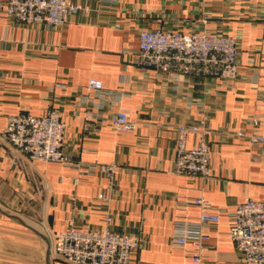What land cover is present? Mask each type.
<instances>
[{
	"label": "crops",
	"instance_id": "crops-1",
	"mask_svg": "<svg viewBox=\"0 0 264 264\" xmlns=\"http://www.w3.org/2000/svg\"><path fill=\"white\" fill-rule=\"evenodd\" d=\"M72 2L80 10L62 29L0 13V264H69L51 254L53 234L69 227L142 238L135 264H195L192 246L170 240L176 221L199 220L197 199L221 216L206 229L203 263L247 264L230 228L246 197L264 202V146L237 136L249 131L247 119L264 114V0ZM145 30L233 38L239 79L140 68ZM92 79L103 84L98 95L87 89ZM51 109L62 114L65 149L81 167L31 161L2 139L10 116ZM120 109L131 112L134 131L109 123L94 130V118ZM204 117L213 131L211 178L176 175L177 127ZM200 140L190 134L188 147ZM112 164L114 179L100 170Z\"/></svg>",
	"mask_w": 264,
	"mask_h": 264
},
{
	"label": "built area",
	"instance_id": "built-area-1",
	"mask_svg": "<svg viewBox=\"0 0 264 264\" xmlns=\"http://www.w3.org/2000/svg\"><path fill=\"white\" fill-rule=\"evenodd\" d=\"M80 10L72 0H0V13L26 24H47L62 29L70 17ZM136 64L143 69L159 73L185 75L195 78H214L236 81L240 77L239 48L236 40L224 35L208 33L184 34L174 31L145 30L139 36ZM59 87L63 85L59 84ZM264 92V78L261 81ZM87 89L97 95L103 92L99 80L89 81ZM91 119V115L87 114ZM131 112L120 109L110 117L94 118L93 128L98 131L107 123L119 133L135 130ZM248 129L237 132L251 146H264V114L245 121ZM178 139L175 156V174L192 179L211 178V150L208 142L213 133L209 120L204 117L197 123L177 127ZM66 124L57 110H48L42 116L28 113L12 115L1 137L31 161L60 163L81 167L75 154L65 149ZM190 134L201 135L196 147H188ZM110 179L118 173V166L101 165ZM195 205L203 211L197 221H176L171 245L187 248L192 246L195 264H204L202 251L209 240L207 227L217 226L219 213L211 212V205L197 199ZM111 222V217H107ZM230 236L241 260L247 264H264V202L246 197L233 214ZM51 254L69 264H135V257L144 248V240L138 236L119 233L109 227L104 230L69 227L52 236Z\"/></svg>",
	"mask_w": 264,
	"mask_h": 264
}]
</instances>
